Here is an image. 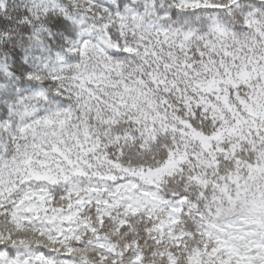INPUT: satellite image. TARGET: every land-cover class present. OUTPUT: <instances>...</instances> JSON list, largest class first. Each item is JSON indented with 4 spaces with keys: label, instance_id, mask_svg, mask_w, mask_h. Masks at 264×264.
<instances>
[{
    "label": "clouds",
    "instance_id": "9594fccd",
    "mask_svg": "<svg viewBox=\"0 0 264 264\" xmlns=\"http://www.w3.org/2000/svg\"><path fill=\"white\" fill-rule=\"evenodd\" d=\"M252 201L264 0H0V264H211Z\"/></svg>",
    "mask_w": 264,
    "mask_h": 264
},
{
    "label": "snow or ice",
    "instance_id": "6c2138e0",
    "mask_svg": "<svg viewBox=\"0 0 264 264\" xmlns=\"http://www.w3.org/2000/svg\"><path fill=\"white\" fill-rule=\"evenodd\" d=\"M248 206L247 216L216 236L211 264H264V201H252Z\"/></svg>",
    "mask_w": 264,
    "mask_h": 264
}]
</instances>
